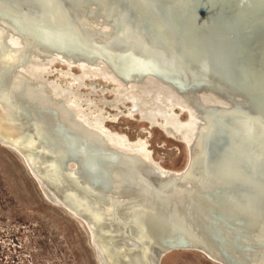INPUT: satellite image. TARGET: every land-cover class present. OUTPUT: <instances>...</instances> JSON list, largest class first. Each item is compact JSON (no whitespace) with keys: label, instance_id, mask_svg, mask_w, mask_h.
<instances>
[{"label":"bare ground","instance_id":"bare-ground-1","mask_svg":"<svg viewBox=\"0 0 264 264\" xmlns=\"http://www.w3.org/2000/svg\"><path fill=\"white\" fill-rule=\"evenodd\" d=\"M69 1L78 14L63 5L74 28L67 32L43 0H0L6 19L0 22V40L9 46L0 48V140L28 155L36 147L32 139L24 142L28 125L39 124L42 142L73 160L71 171L95 180V186L85 180L77 186L87 187L99 204L100 198L106 201V218L117 226L103 231L105 239L96 238L109 264H124L119 257L133 254V264L136 259L156 264L165 247L155 240L157 234L184 248L204 249L222 264H264V0H234L233 6L223 0ZM23 49H29L27 62ZM232 72L238 74L237 85ZM27 79L40 91L26 85ZM83 84L86 91L80 90ZM96 87L113 95L91 97ZM228 100L239 109L228 107ZM125 101V117L135 111L176 137L193 140L197 149L191 160L181 169L166 167L152 156L144 135L130 139L107 128L102 106L117 108L111 115L116 122ZM197 101L207 104L201 121ZM5 103L25 114L28 124L11 116ZM175 105L189 115L178 119L175 111L169 113ZM251 109L256 114L250 115ZM90 132L118 154L147 155L151 163L132 165L99 153L106 165L89 164L85 137ZM102 179L107 191L99 187ZM52 184L47 187L55 199L74 205L69 193L59 195ZM135 208L145 215L126 217ZM104 240L121 241L118 260Z\"/></svg>","mask_w":264,"mask_h":264},{"label":"water","instance_id":"water-1","mask_svg":"<svg viewBox=\"0 0 264 264\" xmlns=\"http://www.w3.org/2000/svg\"><path fill=\"white\" fill-rule=\"evenodd\" d=\"M43 1L48 5L49 10L53 12V14L62 21L65 28L67 27L66 29L67 32L74 29L73 25L71 24V21L68 18V15H66L65 13V7L66 8L68 7L71 13L75 12L78 14V12L75 10V7L71 3V1L59 0L61 1L62 6L57 4V0H43ZM156 1L159 3H162V0H156ZM223 3L227 6H233L234 0H223ZM129 13L133 14L131 10H129ZM4 17L5 16L0 14L1 24H2V21L6 22V19ZM81 30L82 32L85 33V30L83 27H81ZM0 34H3V33H0ZM76 34H77L76 36H78L79 32L76 31ZM4 37L8 38L7 36H4ZM4 47H9V46L6 45L5 41L0 40V48H4ZM20 48H23V47L21 46ZM196 48L201 50L198 44H196ZM19 52L20 53L22 52L23 55H26L25 59L27 62L29 49H23ZM56 63H59L62 66H66L65 61H62V60L61 61L57 60ZM71 68L74 70H78L76 64H72ZM230 80L232 81L234 85L238 84L239 78H238L237 72L236 73L232 72V76H230ZM112 83L113 82L111 81L107 82V85H111ZM35 84H36L35 81H31L29 79H27L26 81V85H28L31 89H37L38 91H40L39 86H36L34 88ZM108 94L113 95V92L109 91ZM250 95L252 96V92H250ZM125 102L129 103V101H125ZM227 102H228L227 104L228 107H232L234 110L239 109L237 105H234V102L230 100H228ZM5 104H6L7 109L10 111L11 116H14V118L21 117V122H23L25 125L28 124L29 122L28 117H26L25 114L23 115L19 111V109L16 108V106L12 104L10 105L7 103ZM151 104H152L151 101L148 100L147 105L150 106ZM205 105L207 104H204L198 101L195 103V106L197 108V113H198V119L200 121L203 119L200 114H204L207 112L205 109ZM241 110L243 111L244 109L241 108ZM174 111L176 112L178 119H184L186 118L187 115H189V111L186 108L181 109L179 105L173 106V108L170 110L169 113L173 114ZM65 112L67 111L65 110ZM132 114H133L131 115L132 117L129 116L127 118L134 119L132 121L133 122L132 128L135 131V135L137 134V132H140L141 134H145L146 140L149 141L152 132L155 131L156 133L159 134L160 138L163 140V144L161 146L168 145L170 147V150H173L175 153H178V152L181 153V156H182L181 165H184L185 163L191 160L192 151L197 149L196 144H194L193 140L184 139L180 135H178L179 137H176L174 134L169 133V131H167V129L161 123H158L156 121H149L147 119L141 118L140 115L135 111ZM251 114H256V111H253L251 109L250 115ZM207 116L210 119L212 118L213 113L208 112ZM63 127L64 125H62V128ZM57 128H59L60 130L59 125ZM121 130L125 131V133L130 137V135L128 134L129 129L127 128L126 125L122 126ZM205 133L208 134L209 133L208 130ZM40 134H41L40 125L30 122L28 125V133L25 135L26 137L24 139V142L30 144V140L32 139L36 147L34 148L31 147L30 154L28 155L21 152V150H19L15 144L13 143L7 144L1 140H0V148L6 150L11 156V158L15 160L20 171L23 173L25 179L28 181V183L32 186V188L36 192L39 200H41L48 206L59 209L64 214V216L67 218V220H69L73 225H75V227L77 228V230L80 232V234L83 237L84 245L87 249L88 256H89V259L91 260V263L92 264H109L105 255L100 254L102 252L99 253V248H98V243H97L96 238L98 237V235H101L103 239H105L104 235H102L103 231L105 230L112 231L111 224L114 225V228H116L117 226H115L114 221H112L113 218L111 216H109V219L106 218V212H107L106 211L107 204L105 203L106 201H103V199L100 198L101 203L99 204L98 202L95 201V199H93V197L91 196L90 190L87 187L82 186L81 188L79 187L80 189H78V186H77V183H78L77 181L84 183V180L88 184H93V186H95V183H94L95 180H92L91 178H89L87 173L84 174L77 170L74 172L71 171L69 169V166L73 163V160H70L67 157V155L63 154L62 152H55V150L52 149V147L46 146L40 139ZM85 139H87L86 147L88 148V150H90V155H87L86 157L89 161V164L91 163V165L99 164L101 167L103 164L106 165L108 160H106L107 158H105V155L108 157L114 156L117 159H119L120 157H123V159L125 160L128 159L129 161H133L131 163L132 165L142 164L144 167L146 166L148 167V163L149 164L151 163V159L147 155H139V154L136 155L134 153H129L127 155L118 154L116 151H114V149H112L113 147L109 148L107 146L108 143L99 134L96 135L90 132L89 134H87ZM149 144L150 143L148 142V146ZM39 148L40 150L38 151ZM91 150H95V151H91ZM99 153H104L105 155L102 156ZM76 160L78 161V163H82L84 161L83 157H81L80 155L77 156ZM43 171L48 173L51 179H49L46 176L43 177L44 176L42 175ZM111 171L112 169L110 170V168H106L105 172L110 173ZM113 173L112 175H117V172L115 169ZM135 174L139 176L138 169H136ZM51 182L54 184V185L52 184L54 191L58 193L59 195H64L63 194L64 191L66 193H69L68 196L73 200L74 205L63 202L62 200L55 199L51 195V192L47 187V184H51ZM98 183L100 184L99 187L102 190L107 191L106 189H104L106 187L103 186L104 184L103 179L98 181ZM119 190L121 191V189ZM112 192H114V190ZM123 192L126 193L125 191ZM76 193H79L80 196L77 197ZM120 196H122V194ZM95 198H99V197L95 196ZM76 205L79 206V208H77ZM129 210L126 212V217L131 216V215L135 217L137 212L143 215H145L144 213H146L144 210L138 211V209L136 208L131 210V213ZM167 220L171 222V225L176 226L177 228H180V229L182 227V230H185L183 228L184 224H182L181 222H178V220L175 221V219L172 220L169 218ZM154 238L155 240H158L157 242H160L161 244L162 243L165 244L164 245L165 247L163 248V250H161L157 254V257L155 258L156 264H160V262L161 264H163V257L167 253H169V250L171 248H184L185 246V245L175 243L173 241L172 242L164 241L163 236H160L159 234L155 235ZM104 242H105V245L109 247V250L111 252L113 251L112 253L115 254L116 257L114 260H118L117 254H119L120 251L122 250L120 249L121 241H118L117 245L114 242H110V240L108 241L104 240ZM139 247L141 248V245H139ZM157 247L155 245L154 248L156 249ZM179 250H186L184 252L194 253L198 255L199 257L207 260L210 264H222L220 260L210 257L204 249L184 248V249H179ZM119 258L120 260H122L124 264H133V260L136 257H135V254H133V257L120 256ZM136 260H137L135 261L136 264H141L139 259H136Z\"/></svg>","mask_w":264,"mask_h":264},{"label":"rangeland","instance_id":"rangeland-1","mask_svg":"<svg viewBox=\"0 0 264 264\" xmlns=\"http://www.w3.org/2000/svg\"><path fill=\"white\" fill-rule=\"evenodd\" d=\"M56 65L65 67L58 63ZM72 71L78 70L72 69ZM52 74L48 77L54 76ZM65 78V76H59L61 81ZM88 82L89 78L85 79V83ZM102 89L96 87V90L91 92V97L104 96L110 99L111 95H106L108 91L106 89L102 91ZM80 90L86 91L87 86L83 84ZM97 103L101 106L100 102L97 101ZM127 106V103L119 105L120 112L116 122L111 119V115L117 112L116 107L106 104L102 106V112L107 121L105 122L107 128L119 131L132 139L141 133L137 132L135 135L132 128L134 119L125 117L124 112ZM124 125L129 129L130 137L119 129ZM141 135L145 136V134ZM146 141L152 156L160 160L164 166L174 169H181L184 166L181 165V153L170 150L168 145L161 146L163 140L155 131L152 132L149 141ZM0 264H92L84 246L83 237L75 225L67 220L59 209L39 200L32 186L24 179L15 160L1 148ZM163 264L210 263L194 253L174 251L163 257Z\"/></svg>","mask_w":264,"mask_h":264}]
</instances>
